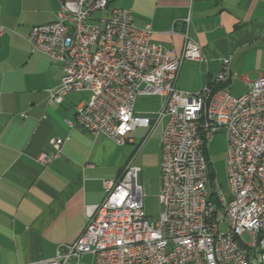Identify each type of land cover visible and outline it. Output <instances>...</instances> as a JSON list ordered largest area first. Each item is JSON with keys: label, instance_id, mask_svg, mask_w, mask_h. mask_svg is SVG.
Wrapping results in <instances>:
<instances>
[{"label": "built area", "instance_id": "obj_1", "mask_svg": "<svg viewBox=\"0 0 264 264\" xmlns=\"http://www.w3.org/2000/svg\"><path fill=\"white\" fill-rule=\"evenodd\" d=\"M56 1L55 20L32 26L27 35L30 54L62 64L60 83L48 100L94 91L77 105L74 121L117 145L133 143L138 127L149 129L140 139L146 141L166 117L160 138L161 209L149 222L133 155L116 178L103 180L104 198L87 206L86 224L73 243L50 259L23 264H70L83 254L97 264H264V77L247 81V91L233 95L223 86L225 58L212 83L195 92L181 90L176 83L182 62L204 60L187 33L176 53L154 43L149 27L134 26L131 11L110 0ZM140 94L159 95L160 109L153 115L135 112ZM219 129L227 141V191L216 179L211 183L204 155V145ZM68 139L50 142L59 150ZM51 158L43 153L38 160L47 164Z\"/></svg>", "mask_w": 264, "mask_h": 264}, {"label": "crops", "instance_id": "obj_2", "mask_svg": "<svg viewBox=\"0 0 264 264\" xmlns=\"http://www.w3.org/2000/svg\"><path fill=\"white\" fill-rule=\"evenodd\" d=\"M110 1L131 11L134 26L149 27L154 43L176 53L184 33L198 43L204 60L182 62L176 83L181 90L195 92L212 83L225 58L223 86L233 95L246 92L247 81L264 77V0ZM57 10L56 0H0V264L50 259L73 243L86 224L87 206L104 198L103 180L116 178L134 155V132L143 129L145 137L149 130L138 127L133 143L117 145L74 121L77 105L94 91L48 100L62 64L30 54L27 35L32 26L53 22ZM161 103L159 95L140 94L134 110L153 115ZM166 120L153 129L159 126V146ZM66 137L59 150L50 142ZM43 153L52 157L47 164L38 160ZM160 165L161 159L157 176ZM73 263L97 264L91 254Z\"/></svg>", "mask_w": 264, "mask_h": 264}, {"label": "rangeland", "instance_id": "obj_3", "mask_svg": "<svg viewBox=\"0 0 264 264\" xmlns=\"http://www.w3.org/2000/svg\"><path fill=\"white\" fill-rule=\"evenodd\" d=\"M143 101L147 102L146 99ZM143 136V129H137L133 134L135 139V144L133 145L134 155H136L134 163L141 169L138 173L137 181L144 187L145 194L143 196V205L147 219L149 222H154L158 219L161 209L158 200L159 176H157L156 173L157 166L161 159L159 126L148 136L146 141L141 142L140 139ZM226 148L227 141L223 129L216 131L211 140L204 145V155L208 162L211 183L213 179H216L223 191L228 190L225 167ZM225 228L226 223L220 224V229L223 230ZM244 238L248 240L247 236ZM70 264L74 263L71 262Z\"/></svg>", "mask_w": 264, "mask_h": 264}]
</instances>
